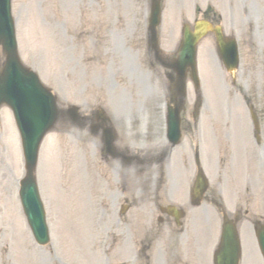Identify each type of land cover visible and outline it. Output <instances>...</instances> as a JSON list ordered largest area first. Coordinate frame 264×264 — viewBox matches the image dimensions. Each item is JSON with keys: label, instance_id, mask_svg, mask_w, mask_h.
<instances>
[{"label": "rangeland", "instance_id": "374dc122", "mask_svg": "<svg viewBox=\"0 0 264 264\" xmlns=\"http://www.w3.org/2000/svg\"><path fill=\"white\" fill-rule=\"evenodd\" d=\"M96 1L99 2V10L103 11L105 21H107L102 28L110 25L114 26L113 42L103 41L101 46L100 39L96 40L93 37L92 41H86L82 36L85 29L84 6L90 2H93L92 7L97 6L94 0H12L18 53L22 62L35 70L41 81L52 88L61 105H79L83 100L87 101V107L83 108L82 112H85L89 106L98 101L124 102L125 100L119 97L125 94L127 100L129 89L132 93L134 105L132 106L133 110L126 111L130 115L134 113V116H132L136 120L134 126L135 129H138L140 137L138 134L134 135L132 147L138 151L146 146L144 141L148 140L149 137H141L149 133L154 116H150L146 109L144 111L139 108L140 103L151 99L146 100L143 98L141 96L142 92L137 91V88L140 85L143 86L146 81L151 82V77L155 85H158L159 91L158 77L148 71V63L141 56L142 47L140 45L142 42L140 37L142 38L144 33L145 0ZM211 1V4L215 6L213 7L218 11L222 12L226 9L227 3L225 0ZM166 3L170 6H176L180 3L185 8L193 6L191 0H168ZM197 3L199 6H203L204 0H197ZM231 3L236 7L245 5L250 13L249 22L254 27V37L264 36V0H231ZM117 11L118 18L115 19ZM94 15L92 14V16ZM91 21L93 24H90L95 25V20L92 19ZM240 26V28L243 27V21H240ZM263 38L260 45H255L252 49L258 56L257 65L260 71H258L256 77H259V83L253 76L248 82L250 88L247 91L244 90L242 96L254 95L255 87L257 84L260 85V109L262 106L264 110ZM94 47L100 48L103 54H107L106 56L115 55L116 60L115 66H111L106 57L103 56V61H101L102 83L99 85V89L93 85L98 84L94 81H100L101 79L98 69L96 71L90 70L91 64L95 61V58L92 57L95 53ZM199 54L202 56L200 60L203 65V79L205 78L206 85L204 90L200 85V91L201 96L204 97L209 106L208 111L202 110L201 125L204 126L209 118L214 123L221 119L222 115L219 109L223 110L226 104L225 81L227 85H230L231 99L229 103L232 108V119L240 121L245 118V108L241 101L240 92L241 87L244 85L246 72L242 70V67L238 69L234 75V85L231 83L232 77L218 72L219 67L215 66L210 57L207 58L204 55L212 54V47L208 40H203L200 43ZM118 60H120L118 63L120 66L119 71L117 70ZM129 62H131V68ZM133 67L134 69H132ZM121 73H128V77ZM111 77L115 79L113 86L116 87V84H118L114 91L105 89L110 85ZM210 79H213L214 87ZM128 81L130 84H128ZM123 88H125V91H123ZM206 88L209 89H207V94ZM153 89L156 92L155 88ZM73 90L85 94L84 97L80 99L78 95H72ZM189 93L192 95V87H190ZM155 105H159V103H155ZM79 106L81 107V105ZM5 109H0V135L6 136L7 142H4L3 137L2 140L4 141L0 138V264H116L117 248L121 243L128 242L130 238L133 243L135 241V244L138 245L139 235L142 233L143 228L148 226V220L144 219L142 212L138 214V206L140 205L138 203L140 202L137 199L135 201L138 204L137 207H131L129 211L120 217L117 213L121 203L119 193H122L124 189L115 188V190L106 189L101 191L99 187L96 189V182L90 181L95 176L94 169L92 167L93 173L91 172L92 174L87 176L85 165L86 162H91L92 158L83 154V143L81 141L83 132L79 130L81 124L78 121L74 122L65 118L63 121L58 122L55 129L45 136L39 150L36 179L40 185L41 198L45 202L50 244L45 247H35L24 222L20 231V223L16 218V209L12 197L16 198L14 190L16 189V180L22 174V160L20 163L19 157H17V138L13 133L10 134L8 122L11 121L12 123L11 114L7 109L8 115L5 114L3 112ZM116 112L120 115L117 109ZM132 117L129 116L126 120L119 116L120 121H116L119 122L117 127L115 125L118 133L123 132V130L127 131ZM233 129L235 130L233 133L237 134L238 126H233ZM48 142L51 144L48 147V155L44 157L43 164L39 163L41 149ZM88 149L92 150V146L89 145ZM132 151L134 152V150ZM136 154L145 156L147 153L142 151L136 152ZM51 160L53 166H47ZM113 164L116 166L114 161ZM69 166L76 171L70 169ZM39 167L42 169H40V172ZM53 168L56 171H53ZM114 173H118L115 168ZM68 179L72 182L82 183V186L85 187L84 196L82 192L81 195L76 194L75 196L78 201L76 199L74 201L78 205L74 211L71 210V192L69 194V190H66ZM142 183L137 182L135 184L136 192L139 188L143 189L141 198L145 194L148 195L147 184L144 181ZM72 185L69 184L70 191ZM45 191L46 197L43 195ZM77 191L79 192V189ZM103 194L105 196L101 200L104 209L102 211L98 206L100 201L98 198ZM137 197L139 196L137 195ZM15 203L18 210L20 208H18L19 204ZM148 205L143 204V209ZM255 206L258 205H250L248 208L250 211H252L251 209L256 211ZM135 213L138 215L134 216ZM81 222L82 230L79 226ZM133 223L135 226L132 227L131 224ZM213 227L216 234L218 224L213 222ZM158 230L157 227L155 231L158 232ZM79 231H82V233ZM242 232L247 238V245L255 251L256 244L251 227L243 224ZM243 261L249 263L246 250L243 253Z\"/></svg>", "mask_w": 264, "mask_h": 264}, {"label": "water", "instance_id": "95a60500", "mask_svg": "<svg viewBox=\"0 0 264 264\" xmlns=\"http://www.w3.org/2000/svg\"><path fill=\"white\" fill-rule=\"evenodd\" d=\"M157 16H158V9H156L155 11V17L153 18V24L156 22L157 20ZM0 42L1 44L3 43V49H4V54L6 56V60L3 66V70L2 72H0V102H7V96H6V83H5V78H6V72L8 70V67L10 64H14L16 67L20 68V64L19 61L17 59V55L15 52V47L13 45V42L11 41L10 44H7V39L3 36L2 33H0ZM4 40V42H3ZM25 78L27 79H31V77L29 76H25ZM42 90V89H41ZM50 101L52 102L53 99L50 98ZM51 123H47L46 127L44 128V130H47L48 128H50ZM34 227H35V231L37 233H44V227L42 224V221H40V219H35L34 222Z\"/></svg>", "mask_w": 264, "mask_h": 264}, {"label": "bare ground", "instance_id": "6f19581e", "mask_svg": "<svg viewBox=\"0 0 264 264\" xmlns=\"http://www.w3.org/2000/svg\"><path fill=\"white\" fill-rule=\"evenodd\" d=\"M23 24V23H22Z\"/></svg>", "mask_w": 264, "mask_h": 264}]
</instances>
